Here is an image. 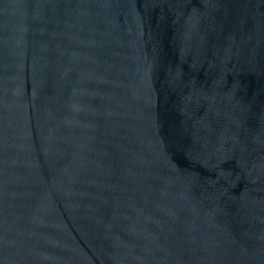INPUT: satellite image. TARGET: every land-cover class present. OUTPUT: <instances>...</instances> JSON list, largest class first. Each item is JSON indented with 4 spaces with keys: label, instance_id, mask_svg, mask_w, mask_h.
<instances>
[{
    "label": "water",
    "instance_id": "1",
    "mask_svg": "<svg viewBox=\"0 0 264 264\" xmlns=\"http://www.w3.org/2000/svg\"><path fill=\"white\" fill-rule=\"evenodd\" d=\"M0 264H264V0H0Z\"/></svg>",
    "mask_w": 264,
    "mask_h": 264
}]
</instances>
